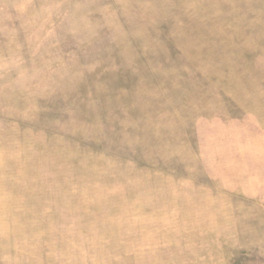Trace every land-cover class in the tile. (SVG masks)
Masks as SVG:
<instances>
[{"label": "rangeland", "instance_id": "1", "mask_svg": "<svg viewBox=\"0 0 264 264\" xmlns=\"http://www.w3.org/2000/svg\"><path fill=\"white\" fill-rule=\"evenodd\" d=\"M0 264H264V0H0Z\"/></svg>", "mask_w": 264, "mask_h": 264}]
</instances>
